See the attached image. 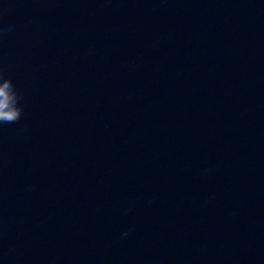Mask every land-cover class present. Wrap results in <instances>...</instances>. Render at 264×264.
<instances>
[{
	"label": "water",
	"instance_id": "1",
	"mask_svg": "<svg viewBox=\"0 0 264 264\" xmlns=\"http://www.w3.org/2000/svg\"><path fill=\"white\" fill-rule=\"evenodd\" d=\"M0 264H264V0H0Z\"/></svg>",
	"mask_w": 264,
	"mask_h": 264
},
{
	"label": "clouds",
	"instance_id": "2",
	"mask_svg": "<svg viewBox=\"0 0 264 264\" xmlns=\"http://www.w3.org/2000/svg\"><path fill=\"white\" fill-rule=\"evenodd\" d=\"M20 99L12 80L0 72V124L15 123L21 118L23 108L18 106Z\"/></svg>",
	"mask_w": 264,
	"mask_h": 264
}]
</instances>
